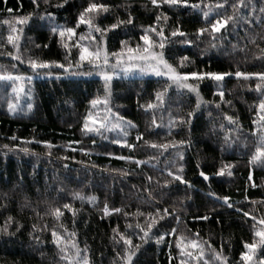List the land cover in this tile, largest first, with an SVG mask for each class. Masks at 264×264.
Segmentation results:
<instances>
[{"label":"trees","instance_id":"16d2710c","mask_svg":"<svg viewBox=\"0 0 264 264\" xmlns=\"http://www.w3.org/2000/svg\"><path fill=\"white\" fill-rule=\"evenodd\" d=\"M62 0H50L45 5L39 0V8L31 3V0H0V21L12 19L15 15H26L33 12L30 22L23 26L22 48L28 49V55L48 60H59L64 63V50L59 46V37L50 33L52 26L47 19L41 20V14L51 12L55 24L74 26L77 14L86 6L88 0H67L62 8L55 7ZM98 3L109 4L113 11L98 19L101 26L115 22L117 16L127 19V10L119 5H131L129 9L135 17V27L119 28L108 33L106 37L108 50L115 51L120 47L121 39L132 37L133 46L138 40L141 25L151 24L158 12L166 13L169 17L167 32H170L177 23L181 30L189 34L193 44L180 45L178 42L169 49L170 62L175 63L176 57L187 55L194 63L189 64L185 71H219L234 73L236 70L257 72L264 71V61L255 59L259 48L264 43L259 40L264 35V26L252 23L244 24L233 29L229 28L223 40L217 41V47H210V37L205 35L201 40H196L193 35L197 28L205 27L202 12L190 8H170L161 5L154 8L150 0H94ZM198 0H190V3ZM215 4L217 0H204ZM235 2V0H232ZM255 12L260 14L264 8V0H253ZM22 6V7H21ZM7 8L13 9L10 15ZM231 14V4L227 8ZM225 12L221 10L220 15ZM212 15L208 23L216 20ZM254 19V18H253ZM6 26L0 24V35L6 33ZM86 32L85 26L77 30L79 33ZM127 33V34H125ZM247 33V35H246ZM257 36L256 43H249V36ZM71 41L70 43H74ZM41 45L39 49L35 45ZM48 47L44 48L43 45ZM237 45L233 51V45ZM243 49V51H241ZM11 51V46L6 47ZM4 51V50H0ZM77 49H73L71 60L76 59ZM173 53L175 55H173ZM27 59V56H25ZM114 62V61H113ZM15 63L16 69L11 65ZM0 64L6 65L8 70L21 73L31 72L26 64L13 61L9 56H0ZM93 70L85 64L82 72ZM166 83L159 77H114L111 82V98L109 106L114 113H118L126 120H131L137 127L126 129L129 143L137 146L134 150L121 147L112 141L121 138L119 130L105 132L107 139L95 134L85 135L81 131L83 117L89 111L88 101L103 98V81L99 77H72L65 76L60 79L38 78L26 88L31 89L32 99L27 95L21 96V110L16 114L7 111L8 90L4 82H0V226L5 223L6 217L11 215L19 222L18 228L15 223L9 224V232L13 235L0 233V264H59L55 246L52 244L51 229L56 224L51 216L44 215L50 207H62L64 203H70L80 211L75 218L70 212L62 209L64 216L61 222L69 232L75 231L76 241L81 248L85 245L89 248V256L92 264H111L115 253L113 235L111 229L119 227L124 231L125 218L123 213L112 214L103 217L105 202L110 208L123 207L125 211L135 212L139 207L142 212H155L156 208L171 211L177 209L181 223L178 233L184 232L185 226L191 235L199 231L200 237L210 239L213 247L219 250L224 248V254L229 257V264H242L239 253L243 250V242L252 241L251 218H244L243 211L256 209L255 215L259 218L264 216V204L253 205L250 201H264V168L256 166L252 169L253 179L248 181L249 165L248 158L255 151L257 137L251 134L252 120L258 119L255 105L259 103L260 94L255 89L256 80L244 81L234 75L225 77L222 82L225 100L231 101V107L223 104L219 110L215 105L200 109L190 125H183L174 129L168 136L167 124L171 116L182 115L195 106V94L180 92L175 86L169 89L167 105L155 115L157 123L163 127L147 130L151 122L152 113H145L140 105L154 99V93L160 90ZM200 94L207 101H219L214 82L205 80L199 82ZM251 89V90H250ZM32 103L31 110L27 109V103ZM103 110V105L99 106ZM95 111V110H93ZM211 113V119L209 118ZM238 118L242 126L239 140L233 135L232 141L225 143L224 134L227 127L222 131L220 124L227 125L223 114ZM215 126V127H213ZM143 133V139L136 141V136ZM15 135L17 139L10 138ZM191 140V145L181 149L184 153V178L192 187L180 184L178 181L168 187H161L164 180L171 178L162 170L165 160L175 158L174 153H168L159 160L152 159L149 164L140 167L134 162L118 159L121 156H133L136 159L146 160L155 157L157 152L144 145V141L162 143L165 139ZM32 141L25 144L24 141ZM47 140L55 147L46 149L43 144L36 141ZM95 140V143L93 141ZM79 143H76V142ZM15 144L17 149L7 151L3 145ZM30 149L28 154L19 151V148ZM84 148L88 155L78 149ZM73 149H77L73 151ZM51 151V156L47 152ZM36 153L37 155H33ZM109 153L111 155H109ZM67 157V159H61ZM199 164V167L197 165ZM223 164H232L233 175L216 176L215 173ZM67 165V167H65ZM155 166V167H153ZM118 170V171H113ZM205 172L209 179L205 181L200 175ZM124 172L126 174H121ZM154 179L146 183V177ZM159 182V183H157ZM255 184V187L252 186ZM148 187L155 200L147 202L148 193L144 188ZM62 191H58L61 190ZM79 191L86 197L89 195L97 198L95 206L86 200H72L71 193ZM228 196L233 204L228 208L222 202H217L215 197ZM245 196L248 199H245ZM242 209V211H237ZM40 213V217L37 216ZM209 215L210 219L193 220L194 216ZM131 219V218H129ZM141 222H143V219ZM219 219L220 223H217ZM37 224V232L41 243H37L29 236L32 225ZM48 230L39 233V228L44 225ZM176 225L175 215L161 221L154 235L161 232L171 231ZM63 233V229H59ZM169 241L172 242V255H177L174 237H165V241L157 246L154 240H149L140 249L135 259V264H169L168 251ZM133 242L137 243L135 237ZM264 257V249L257 250V259ZM172 264H178L173 260Z\"/></svg>","mask_w":264,"mask_h":264},{"label":"snow or ice","instance_id":"6c2138e0","mask_svg":"<svg viewBox=\"0 0 264 264\" xmlns=\"http://www.w3.org/2000/svg\"><path fill=\"white\" fill-rule=\"evenodd\" d=\"M44 4L50 3V0H43ZM67 0L55 7L62 8ZM154 8H159L161 5H168L170 8H190L192 10H199L202 12L205 27L197 28L193 34L196 40H201L205 35H208L211 39L209 41L210 47H217V41L223 40L228 33L230 27L233 29L241 26V23L252 24L257 23L264 26V8L260 9V14L255 12V5L253 0H217L215 4L211 2H204V0H198V2L190 3V0H150ZM31 3L39 8V0H31ZM231 4V14L227 13V8ZM22 7V6H21ZM127 10V19H121L116 17L115 22L101 26L97 21L105 14L113 11L112 7L107 3H98L94 0H88L85 7L77 14L75 18L74 26H66L64 24H55L54 16L51 12H45L41 14L40 19H47L50 24V33L59 37L58 44L64 50V63L59 60H48L40 57H32L28 55L29 50L22 48V37L24 34L23 26L28 24L33 17L34 13L29 12L26 15H15L12 19H4L0 21V24L6 26V33L0 35V56H9L13 61H19L21 64H26L31 75H26L18 71L8 70L6 65L0 64V82H4V87L8 90L7 96V111L9 114H16L21 110V96L27 95L29 101L32 99V93L30 88H26V84L31 82L38 76H53L55 74L56 79H60L61 76L69 75H92V72H82L81 69L85 64L90 65L93 71L103 81L104 97H96L88 101L90 105L89 111L83 117V123L81 131L85 135L95 134L107 139L104 136L105 132H111L119 130L122 134L121 138L112 141L114 144H118L121 147H126L129 150H134L137 146L134 143L128 142L129 132L126 129H135L137 126L131 121L126 120L118 113H114L109 106L111 98V82L114 77L123 74L124 77L137 76L143 77L146 75H153L155 77L163 78L166 83L160 90L155 91L154 99L149 100L146 104L140 105L144 109L145 113H152L150 124L147 126V130L152 131L163 127L162 123H157V117L155 113L158 110H163L167 105V94L172 86L180 92L187 91V93L195 94L196 103L192 110L186 113V117L182 115L171 116L168 120L167 129L168 136L172 135L174 129H178L183 125H190L195 117V114L202 108L210 105H215V108L219 110L223 104H227L231 107V101L225 100V92L223 91L222 82L225 77L234 75L238 80L250 81L253 78L256 80L255 91L260 94L259 103L255 105L256 116L258 119L252 120L251 134L257 137L255 151L248 158L249 173L248 181H252L253 173L252 169L256 166L264 168V71L247 72L236 70L234 73L219 72V71H185L184 69L194 61L187 55L176 57L175 63L170 62L169 49L172 48L177 42L180 45H192L193 40L189 38V34L181 30L179 23L170 31L167 32V22L169 17L166 13L158 12L155 20L149 25L140 26V35L138 40L133 46L132 37L128 39H121L119 41L120 47L115 51H109L107 48L106 37L108 33L119 28L135 27V17L129 10L131 5H119ZM7 12L11 15L13 9L7 8ZM221 10L225 12L224 15H220ZM212 15H216L217 19L208 23ZM254 18V19H253ZM85 26L86 32H81L77 38V30ZM127 34V33H125ZM247 35V33H246ZM259 40L264 43V35L259 36ZM75 41L74 43H70ZM257 36H249V43H256ZM11 46V51H7L6 47ZM37 49L41 45H35ZM42 47L47 48L45 44ZM233 51L236 50L237 45H233ZM259 48V53L254 55L255 59L264 61V47ZM73 49H77L75 62L71 60L73 55ZM243 51V49H241ZM173 55H175L173 53ZM27 56V59H25ZM114 61V62H113ZM12 69H16L17 65L13 63ZM53 69H63V72H53ZM211 80L214 82V86L217 91L213 93L214 96L220 97L219 101H207L200 94L199 82ZM251 90V89H250ZM100 105H103V110L100 109ZM32 103H27V109L31 110ZM95 110V111H93ZM211 119V113H209ZM223 119L227 121V125L220 124V129L223 131L227 127V131L224 134V141L228 143L232 141L233 135L236 140H239L242 132V126L239 124L238 118L223 114ZM215 127V126H213ZM11 140L17 139L13 135ZM136 141L139 142L143 139V133H139L136 136ZM32 141L25 140L24 143L28 144ZM36 143L43 144L46 149L51 150L55 146L47 141L41 140ZM76 143H79L78 141ZM95 143V140L93 141ZM144 145L155 150L157 155L146 160L136 159L135 157L121 156L118 159L134 162L137 167L143 164H149L152 159L159 160L166 156L168 153H174L173 159L165 160V167L162 170L167 173V176L171 179L164 180L161 187H168L171 183L178 181L180 184L192 187L191 183L184 178V153L181 149L191 145V140H175L165 139L164 142L158 143L155 141H144ZM7 151H14L17 149L15 144L11 146L5 144L2 146ZM77 149H73L76 151ZM88 155V152L84 148L78 149ZM19 151L24 154H28L30 149L27 147L19 148ZM37 155L36 153H32ZM48 156H51V151L47 152ZM109 155H111L109 153ZM61 159H67V157H61ZM67 167V165H65ZM155 167V166H153ZM199 167V164L197 165ZM234 165L223 164L219 170L215 173L216 176L229 177L233 175ZM118 171V170H113ZM121 174H126L121 172ZM199 175L207 181L209 176L205 172L200 171ZM154 178L151 176L146 177V183H151ZM159 183V182H157ZM255 187V184H252ZM144 192L148 193L147 202L152 203L155 198L152 196V192L148 187H145ZM58 191H62L58 190ZM215 197L217 202H222L228 208H232L233 204L230 197L223 196L217 197L215 193H211ZM72 200H80L82 203L86 200L89 204L95 206L97 198L89 195L85 196L79 191L71 193ZM247 200L248 197L245 196ZM253 205L257 203L264 204V201H250ZM2 206V205H0ZM62 209L67 210L72 214L73 226L75 225V218L80 211L72 206L70 203H64L62 207H50L44 215L51 216L56 224L51 229L52 244L56 249V256L58 257L59 264H92L89 256V248L85 245L81 248L76 241L77 233L75 231L69 232L68 229L61 222L64 212ZM103 217H108L112 214L123 213L125 218L124 231H120L119 227H113L111 229L113 235L110 237L113 242V252L115 253L111 264H135V257L139 253L144 244H147L149 240H154L157 246L161 245L165 241V237H174L175 249L177 255H172V242L169 241L168 260L169 264H172L173 260H176L178 264H229V257L224 254V248L221 246L219 250L213 247L212 243L208 240L200 237L199 231L186 235V232H190L185 226L184 232L178 233V226L181 223L180 216L177 214V209L173 208L169 211L168 208L161 210L156 208L155 212H142L138 207L135 212L125 211L123 207L110 208L107 202L104 204ZM242 211V209H237ZM255 208L249 211H243L244 218H251L252 224V241L243 242V250L239 253V258L242 264H264V257L257 259V250L264 249V216L254 214ZM175 215L176 225H174L171 231L161 232L159 235H154L153 230L158 228L161 221L165 218ZM37 216L40 217V213L37 212ZM131 218V219H129ZM143 222H141V219ZM193 220L206 221L210 219L209 215L194 216ZM15 223L19 228V222L9 215L5 219L3 226H0V233L13 235L9 232V224ZM219 224V219L217 220ZM38 225L33 224L32 230L29 232V236L33 237L39 244L40 236L37 232ZM63 229V233L59 231ZM48 230V226L45 224L42 228H39V233H43ZM135 237L137 243L133 242Z\"/></svg>","mask_w":264,"mask_h":264},{"label":"rangeland","instance_id":"374dc122","mask_svg":"<svg viewBox=\"0 0 264 264\" xmlns=\"http://www.w3.org/2000/svg\"><path fill=\"white\" fill-rule=\"evenodd\" d=\"M53 72L56 73V72H63V69H53ZM88 72H92L93 74L92 75H69V76H72V77H99L93 70H89ZM26 75H31L32 73L31 72H28V73H24ZM149 76H153V75H146V76H143V77H149ZM52 77H55V74L51 77L49 76H38L36 77L35 79H38V78H52ZM61 77H65V76H61ZM116 77H124L123 74H120L119 76H116ZM130 77H137V76H130ZM155 77V76H153ZM26 87V85H25ZM23 96V95H22Z\"/></svg>","mask_w":264,"mask_h":264}]
</instances>
